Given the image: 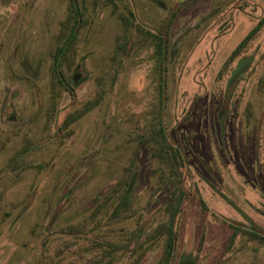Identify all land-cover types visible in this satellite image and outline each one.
Returning <instances> with one entry per match:
<instances>
[{"label":"rangeland","instance_id":"rangeland-1","mask_svg":"<svg viewBox=\"0 0 264 264\" xmlns=\"http://www.w3.org/2000/svg\"><path fill=\"white\" fill-rule=\"evenodd\" d=\"M79 2L70 97L51 74L68 0H0V264H159L178 182L160 122L189 194L172 264H264V26L217 76L264 0ZM176 10L160 73L150 33Z\"/></svg>","mask_w":264,"mask_h":264},{"label":"trees","instance_id":"trees-1","mask_svg":"<svg viewBox=\"0 0 264 264\" xmlns=\"http://www.w3.org/2000/svg\"><path fill=\"white\" fill-rule=\"evenodd\" d=\"M194 1V0H190ZM177 15V10L174 11L168 20L166 21L163 30L159 33H150V37L154 46L155 59L159 68L160 73L163 71V64L168 53L169 46V30L173 23V19ZM132 17V16H131ZM122 21L126 28L131 26V21L122 17ZM88 20L85 17V10L81 5L79 0H68V15L66 16L65 21L62 23L61 35L58 38L54 50L51 52L52 64H51V74L53 81L61 87L70 97L73 96V86L71 81L63 74L61 67L63 61L73 50L77 35L86 24ZM264 26V16L260 18L256 24L247 32V34L241 39V41L236 45V47L229 54L227 59L224 61L222 67L220 68L217 76L226 69V67L244 50L247 45L253 40V38L260 32ZM124 44V43H123ZM122 44H119L114 53L124 52L121 49ZM163 88V85H161ZM95 103L90 102L85 105V107L77 114H72L64 119L63 126L76 121L80 118L82 114L91 110ZM152 136L153 141L157 144L155 151L156 153L153 157H157L160 160H166L167 163L173 170V173L178 178L177 185L174 189V192L170 196L167 211V221L164 224H160L156 227L154 231L155 236H162L164 240V248L162 252V257L159 264H172L175 245L178 237V223L180 213L188 200L189 194L183 187L182 179V169L184 168V159L180 149L175 146L168 138L164 132L161 122L158 125V128L153 132ZM27 149L23 148L17 156L26 152ZM16 156V155H15ZM231 235L229 237V242L232 243L239 234L247 233L245 230L238 226L230 225ZM248 235L251 236L253 240H261L263 237L255 232H248ZM105 256V255H104ZM107 256V255H106Z\"/></svg>","mask_w":264,"mask_h":264}]
</instances>
